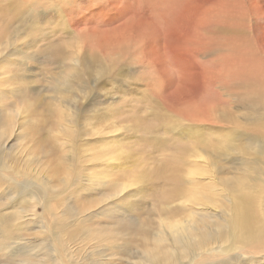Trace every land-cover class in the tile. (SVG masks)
I'll list each match as a JSON object with an SVG mask.
<instances>
[{
    "label": "rangeland",
    "instance_id": "374dc122",
    "mask_svg": "<svg viewBox=\"0 0 264 264\" xmlns=\"http://www.w3.org/2000/svg\"><path fill=\"white\" fill-rule=\"evenodd\" d=\"M0 264H264V0H0Z\"/></svg>",
    "mask_w": 264,
    "mask_h": 264
},
{
    "label": "bare ground",
    "instance_id": "6f19581e",
    "mask_svg": "<svg viewBox=\"0 0 264 264\" xmlns=\"http://www.w3.org/2000/svg\"><path fill=\"white\" fill-rule=\"evenodd\" d=\"M217 23V22H216ZM120 46H123V45H120ZM254 81V80H253ZM256 82V81H255ZM190 112V111H189ZM233 250H235V249H233ZM229 251H231V250H229Z\"/></svg>",
    "mask_w": 264,
    "mask_h": 264
}]
</instances>
